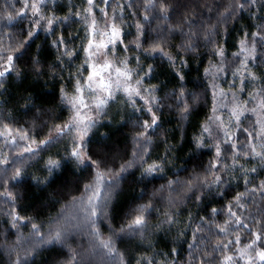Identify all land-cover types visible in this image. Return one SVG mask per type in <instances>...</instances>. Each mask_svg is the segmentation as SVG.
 Masks as SVG:
<instances>
[{
    "label": "snow or ice",
    "instance_id": "obj_1",
    "mask_svg": "<svg viewBox=\"0 0 264 264\" xmlns=\"http://www.w3.org/2000/svg\"><path fill=\"white\" fill-rule=\"evenodd\" d=\"M257 3L258 0H227L217 4L213 23V9L195 0H143L141 14L129 11L134 7L131 2L84 0L83 6L70 8L64 16L56 14V0H15V3L6 0L0 7V96L7 93L5 83L13 75L17 79L29 74L37 78L50 75L59 81L61 106L55 118L51 110L40 109L53 121L51 126L48 121L42 122L40 132L48 129L45 139H38L39 133L33 130L42 116H34L29 128L21 126L23 121L11 113L0 112V202L7 206L0 213L7 217L0 250L7 253L8 264H34L41 249L57 253L51 264H264V219H254L252 223L257 225L254 229L243 215L249 203H256L257 194L264 201V179L254 184L256 176L252 174L258 173L257 167L249 169L239 163L241 159L246 163L257 162L259 175L264 176V77L252 71V65L264 58V52H258L257 47L264 48V23L256 25L255 32L241 30L231 65L226 48L217 39L220 25L245 11L257 18L254 12ZM260 7L264 9V2ZM126 11L135 20L134 34L125 31ZM173 15L179 16L174 24L170 23ZM153 20L164 24L151 29ZM69 23H79L81 27L66 38L61 26ZM41 33L55 37L47 44L57 52L52 63L42 57L45 45L36 44ZM129 36L134 38L129 40ZM177 40L178 43H173ZM76 41L80 42L78 46ZM202 45L211 58L201 83L195 85L203 89L197 93L187 89L184 69L189 67V54H199ZM150 59L152 63L147 62ZM156 59L160 64L166 62L179 82L170 94L158 95L161 86L152 83L158 67ZM229 76L231 80L225 90L218 81ZM258 80L261 87L249 93L246 100L242 99L246 82ZM209 93L210 114L198 125L188 145L191 155L207 150L211 159L207 165L201 160L191 171L185 169L182 173L177 168L173 174L169 166L175 159V146L165 140L164 154L153 158V137L162 127L163 111H174L181 122L188 121L201 103L208 104ZM22 99L24 114L35 113L33 97ZM114 107L118 109L117 115L130 110L128 120L122 121L133 123L130 157L127 153L113 156L103 144L92 146L94 130L109 118ZM249 113L255 117L250 128L244 126ZM62 141H67L64 155L59 159L50 155L44 161L47 175L44 178L33 175L31 179L47 187L57 174L70 168L73 179L71 188L65 185L67 203L47 222L21 215L26 211L19 206L23 196L15 189L23 185L28 162ZM184 141L182 133L181 143ZM137 171L139 183L153 185L151 197L145 203L133 201L117 225L114 200L121 183ZM157 178L163 181L159 187H155ZM240 181L244 191H236L223 203L235 191L233 184L239 185ZM146 195V189L142 188L138 200H144ZM191 199L198 204L219 200L222 206L216 208L209 203L199 224L193 226L189 215L187 227L178 231V237H184L188 228L192 229L191 242L183 241L187 244V258L178 260L180 252L176 247L152 256H130L118 247L138 240L136 249L140 251L152 214L162 215L156 230L164 225L170 229L179 222V205ZM157 205L166 207L161 209ZM221 215L225 217L223 223L216 219ZM29 227L25 236L22 229ZM213 229L215 235L225 239L211 244L199 235L205 231L213 233ZM242 229L246 230L247 238L241 236ZM230 235L234 238L227 239ZM77 237L81 241L86 237V243H77ZM152 247L149 243L143 251ZM61 256L65 259L60 260Z\"/></svg>",
    "mask_w": 264,
    "mask_h": 264
},
{
    "label": "trees",
    "instance_id": "obj_2",
    "mask_svg": "<svg viewBox=\"0 0 264 264\" xmlns=\"http://www.w3.org/2000/svg\"><path fill=\"white\" fill-rule=\"evenodd\" d=\"M6 0H0V7L5 4ZM8 3H15V0H7ZM84 0H56V14L58 16H64L67 14L69 9L72 10L78 9L83 6ZM121 3H133V9L129 11H136L138 14L143 12V8L141 4L143 0H120ZM227 0H195V3L200 5H205L209 8L213 9V19L212 22L215 23V6L217 4H224ZM264 2V0H258L257 6L254 9L255 15L257 18H253V16L245 11L241 14L240 17L234 20H228L226 23L220 25V36L217 37L219 42L226 48L228 55V63L231 65L232 63V53L237 51L236 44L240 39L241 30H246L248 32L257 31L256 25L260 23H264V9H261L260 3ZM19 7V5H16ZM222 10V9H221ZM129 11L125 12V16L127 17L125 21V31L135 33V20L132 16L129 15ZM200 9H197L199 12ZM111 15V12H109ZM203 19H207V16H204ZM179 20L178 15H173L170 23H176ZM163 25V21L153 20L151 23V29H156L157 25ZM128 25H133V27H128ZM64 28V34L67 38L70 35H74L77 30L80 29L81 25L79 23H69V25L61 26ZM226 30V31H225ZM60 29H57V35H59ZM155 35V32L152 33ZM83 35V33H81ZM55 37H47L46 34L41 33L40 39L36 41L37 45L44 44V50L42 52V57L47 63H52L56 59V49L52 47H48L47 44L50 43L51 39ZM134 36H129L128 39H133ZM47 42V43H46ZM79 41H76V45H79ZM173 43H178L177 41H173ZM258 47V52H264V48H261L260 45ZM33 52H35V45L33 46ZM190 62L189 67L184 69L187 73L186 75V87L190 91H194L197 93H201L203 91L200 87H195L201 83L203 79V71L205 67H208V60L211 58L208 54V50L201 46L199 54H189ZM148 63H152L153 60L150 59L147 61ZM156 64L158 65L156 71V78L152 80V83L159 84L161 86V92L158 95L163 96L164 94H170L174 88L177 87L178 81L175 79L171 70L168 68L167 63L160 64L159 59H156ZM80 61L77 60L76 64H79ZM252 71L258 77H264V58H261L257 62L252 65ZM67 76V72L64 73ZM231 80V77H227L223 81H218L221 83V86L227 90L228 84ZM238 83V82H237ZM5 87L8 89L7 93L3 96H0V112L7 115L11 113L16 119L22 120L23 124L21 126L31 128L33 124L34 116H42V121L37 122V126L33 129L35 132L39 133L37 136L38 139H45L48 135V129L45 128L43 132H40V127L43 121H48L49 126L53 123L52 120H49V116L40 112V109L51 110V115L55 118L61 112V106L59 104V81L53 80L50 75H44L39 78L29 74L24 77L17 79L15 75H13L9 80L6 81ZM259 87H261V82L248 81L246 82V90L243 94H241L242 99H247L249 93L255 92ZM31 95L33 97V101L36 105V112L25 115L23 105L25 101L22 97H26ZM7 101V103H5ZM208 104L201 105L198 107L197 111L193 113L191 117H189L188 121L181 122L178 115L175 114L174 111H170L168 109H164L163 115L161 117L162 127L157 131L156 135L153 137L154 145H153V158L156 155H163L165 151L164 141L167 140L168 145L175 146L174 152V161L170 164V168L172 173L175 174L177 168H179L180 172H184L185 169L191 171V169L195 168L197 164L202 160L205 165H207L208 161L211 159V156L205 150L203 153H199L195 156L191 155V148L188 145V140H190L191 136L194 132L198 131V125L203 123L206 117L210 114L211 108V94L208 96ZM251 107V105H249ZM118 109L114 107L112 112L109 115V118H106L102 121L101 125L95 131L96 135L93 140V147L99 144H103L106 146L107 151L115 156L120 155L123 156L125 153L130 157L131 148H132V136L134 135L133 131V123L127 122L122 123V121L128 120L129 111L121 112L117 115ZM114 117V118H113ZM248 119L244 121L245 127H251L252 123L255 120V117L250 113L248 114ZM66 118V113H65ZM109 120L111 122L109 123ZM60 122V121H55ZM107 134L105 137L104 134ZM182 133L185 136L184 143H181V135ZM243 139V137H241ZM67 141L58 142L54 145L48 147L47 151L42 152L39 156L34 157L32 160L28 162L29 166L27 167V175L24 178L23 185L16 188L15 191L22 194L23 199L19 201V206L24 208L26 211L22 212L21 215H28L36 218L38 221L47 222L50 216H56V214L61 210V208L67 203L65 200V195L67 194V189L71 188V182L73 177L70 175L71 169L66 168L62 173L57 174L56 178L47 186L44 187L42 185H37L31 177L37 176L40 178H44L47 175L46 170L44 169V161L48 159L51 155L54 159H59L64 155V144ZM57 153L59 155H57ZM122 162V161H120ZM239 163L244 164L246 168H252L253 166L257 167L258 173L252 174L256 176V179L253 181L254 184L259 183L261 179H264V176L259 175L260 165L253 161L251 163H246L243 159L239 161ZM139 172H135V175H128L127 179L121 183L119 195L114 200V206L116 209L117 217L115 223L118 225L121 222V218L124 213L128 210L129 206L133 201H137L138 203L147 202L148 198L151 197L153 185L150 183H139L138 182ZM169 178H173L170 176ZM184 176H181L183 179ZM158 182L155 184V187H159V183L163 182L159 178H157ZM145 188L147 195L144 200H138L141 195V189ZM234 192L229 193V196L223 201V203H227V200L231 198L232 195L235 194L236 191H244L243 181H240L239 185L233 184ZM78 195V193H76ZM70 199V197H69ZM211 203L213 207L221 208V202L207 200L202 204H198L195 199L186 200L184 203L179 205V222L177 225L172 226L169 229L168 225H164L162 229L156 230L155 226L158 221L162 219V215L158 213H153L151 218L149 219V231L147 233V239L144 241L143 248H147L148 244L151 243L154 245L148 251H143V248L140 251L136 249V243L138 240L132 244H128L125 242L124 244H118L121 251H127V253L131 255L139 256L141 254L152 256L153 253H168L171 252L173 247H176L180 256L177 257L178 260H182L187 258L188 250L187 244L183 243L185 239L191 242V232L192 229L188 228L187 235L184 237H178L177 233L179 230H183L187 227L188 217L191 215L193 219V226L195 224L200 223V217L206 216V209L208 204ZM6 205L0 202V213L4 209H6ZM158 208L163 209L166 205H157ZM71 211V209H69ZM244 217L246 218L245 222L249 223L254 229L257 228V225L253 224L252 221L254 219H264V201L261 200L260 196L257 194L256 203H249L247 205V211L243 212ZM224 216L221 215L216 219L218 222L223 223ZM7 217L0 214V243L3 242V231L7 227L4 221ZM24 235L27 236L30 232V227L27 229H22ZM107 235V231L104 233ZM240 234L242 237H246V230H240ZM199 235H203L205 237L206 242L208 240L211 241V244H215L217 240L225 239L222 236L215 235V229H213V233H207V231L200 233ZM234 238L232 235L227 237V239ZM247 238V237H246ZM15 236L11 237V240H14ZM87 238L84 237L83 241H81L80 237H77V243L84 242L86 243ZM209 245V249L210 246ZM76 245L74 244L73 247ZM201 250H203L204 245H200ZM66 251V250H65ZM57 253L55 251H49L47 249H41L34 257V264H51V261L56 258ZM197 258H199L200 253H196ZM157 259H161L160 256L156 257ZM60 260H64L65 257H59ZM0 264H8V255L6 252L0 250Z\"/></svg>",
    "mask_w": 264,
    "mask_h": 264
},
{
    "label": "rangeland",
    "instance_id": "obj_3",
    "mask_svg": "<svg viewBox=\"0 0 264 264\" xmlns=\"http://www.w3.org/2000/svg\"><path fill=\"white\" fill-rule=\"evenodd\" d=\"M239 86V82L237 83V87Z\"/></svg>",
    "mask_w": 264,
    "mask_h": 264
}]
</instances>
